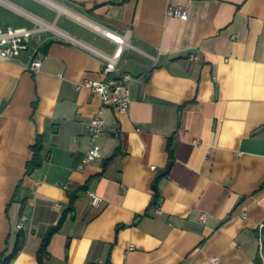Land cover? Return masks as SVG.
I'll list each match as a JSON object with an SVG mask.
<instances>
[{"label": "crops", "instance_id": "crops-1", "mask_svg": "<svg viewBox=\"0 0 264 264\" xmlns=\"http://www.w3.org/2000/svg\"><path fill=\"white\" fill-rule=\"evenodd\" d=\"M0 26L44 30L40 71L36 40L0 63V262L22 232L12 264H264V0H0ZM118 53L132 104L94 141L77 87Z\"/></svg>", "mask_w": 264, "mask_h": 264}, {"label": "built area", "instance_id": "built-area-1", "mask_svg": "<svg viewBox=\"0 0 264 264\" xmlns=\"http://www.w3.org/2000/svg\"><path fill=\"white\" fill-rule=\"evenodd\" d=\"M168 17L188 19L189 11L182 8L169 7L167 10ZM44 30L29 28H12L4 29L0 26V63L10 62L20 57L24 52L30 50L33 40H36L38 47L35 48V54L32 56L30 69L38 72L43 66L44 56L40 52L44 40L41 34ZM116 43H123L122 37L114 40ZM120 54L103 57V75L104 80H85L78 85V89L88 88L94 92L102 101V108L93 118L90 124V131L94 141L101 137L106 128V119L104 110L108 106L115 107L120 113H127L132 104L131 82L132 77L129 74L118 75V59ZM102 155V150L95 145L86 153L80 168L93 163ZM94 199V205L98 206L102 200L93 193H90ZM259 238L261 245L264 244V224L259 227ZM217 262V261H215Z\"/></svg>", "mask_w": 264, "mask_h": 264}, {"label": "trees", "instance_id": "trees-1", "mask_svg": "<svg viewBox=\"0 0 264 264\" xmlns=\"http://www.w3.org/2000/svg\"><path fill=\"white\" fill-rule=\"evenodd\" d=\"M43 149H44V139L42 137H38L37 141L33 147V150H34L33 158L28 165V172L29 173H31L35 169L42 166L43 160H42L41 155H42ZM74 201H75V198L73 199V202ZM73 210H74V206L72 204L71 208L69 209V212H71ZM62 224H63V220L59 226H57L56 228H53L49 232V234L47 235V237H46V239H45V241L41 247V250L39 252L40 255H42V256L49 255L48 247L51 243L53 236L61 230ZM23 247H24V234L22 232H20L18 234V241H17V244L15 246L14 251L11 253L6 252L2 257L0 264H12L13 260H15V258L18 256L20 251L23 249Z\"/></svg>", "mask_w": 264, "mask_h": 264}, {"label": "water", "instance_id": "water-1", "mask_svg": "<svg viewBox=\"0 0 264 264\" xmlns=\"http://www.w3.org/2000/svg\"><path fill=\"white\" fill-rule=\"evenodd\" d=\"M173 164H174V162H171V163H170V165L168 166L167 170L162 174L163 176H166L167 174L170 173V171H171V169H172V167H173ZM39 261H40V262L43 261V257H42V256L39 258Z\"/></svg>", "mask_w": 264, "mask_h": 264}, {"label": "bare ground", "instance_id": "bare-ground-1", "mask_svg": "<svg viewBox=\"0 0 264 264\" xmlns=\"http://www.w3.org/2000/svg\"><path fill=\"white\" fill-rule=\"evenodd\" d=\"M81 20H82V18H81ZM106 33H107V32H106ZM107 36H108L109 38L113 39V40H116L117 38H119V36L116 35V33H112V32L107 33Z\"/></svg>", "mask_w": 264, "mask_h": 264}]
</instances>
